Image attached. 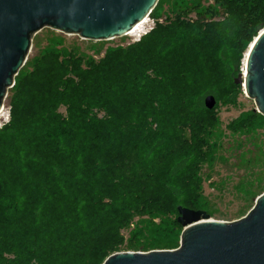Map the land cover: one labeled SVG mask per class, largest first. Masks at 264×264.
Segmentation results:
<instances>
[{"label": "rangeland", "instance_id": "1", "mask_svg": "<svg viewBox=\"0 0 264 264\" xmlns=\"http://www.w3.org/2000/svg\"><path fill=\"white\" fill-rule=\"evenodd\" d=\"M175 1L166 0L160 17L149 16V37L141 40L138 35H127L110 41H87L50 28L34 36L23 67L25 76L19 87L8 91L0 119V264H33V239L27 230L40 217L45 186L57 194L70 190L71 203L77 200L75 181L50 175L44 164L24 170L34 159L22 145L47 116L41 112L43 104L33 105V101L37 92L51 88L59 76L73 79L72 75H92L93 88L96 84L110 85V101L90 111L100 127L107 124L105 118L111 121L109 142L95 144L99 151L112 147L123 162L142 160L149 153L162 160L160 175L166 176L172 165L191 159L194 146H200L203 152L213 153V162L201 166L197 183L185 184L182 176L175 184L187 189L197 186L199 201L216 221H238L255 205L258 197L253 203L243 193L251 185L257 186V175L264 173V163L260 162L264 161V127L249 138L241 135L242 120L257 112L244 85L235 83L245 71L248 50L243 48L241 34L249 25L244 19L247 13L238 4L228 9L218 7L216 0H202L206 10L199 16L192 6L177 10ZM229 17L236 25H227L233 31L231 37L220 34L221 24ZM162 44L173 46L162 48ZM98 88L93 93L96 100L100 97ZM209 95L217 100L212 111L205 107ZM53 112L66 115L64 106ZM35 129L36 133L43 132L42 126ZM103 131L106 129L93 131V135ZM10 132L19 136L14 138ZM93 149L88 147L87 152L93 155ZM88 153L82 156L81 166H76L73 156L70 161H60L61 169L55 171L93 173L101 159L97 156L89 161ZM244 159L253 162L245 164ZM14 164L23 169L22 173H11L10 165ZM6 181L14 187L6 188ZM262 186L259 196L264 193ZM182 204L188 207V203ZM133 229L131 225L118 230L116 242L124 246L119 253H148L136 251L135 246L147 243V237L134 236ZM89 262L86 253L78 264Z\"/></svg>", "mask_w": 264, "mask_h": 264}, {"label": "trees", "instance_id": "2", "mask_svg": "<svg viewBox=\"0 0 264 264\" xmlns=\"http://www.w3.org/2000/svg\"><path fill=\"white\" fill-rule=\"evenodd\" d=\"M165 2L166 0H159L152 12L154 17H160ZM234 4H238L244 14L247 13L244 19L248 20L249 25L243 30L241 37L244 50H248L264 29V0H216V5L220 8L226 6L231 9ZM189 6L199 16L206 10L202 8V0L175 1L177 10L190 9ZM212 9L215 13L218 12L217 9ZM227 25L236 26L232 17L221 24L220 34L231 37L233 31ZM172 46L162 44V48ZM24 74L22 68L15 78V88L19 87ZM72 76L73 79L59 76L49 90L44 87L36 93L33 105L43 104L41 112L47 116L34 127L42 126L43 132L36 133V129H32L35 130L34 134L22 145L27 148V155L34 159L33 163H27L24 167L25 171L44 164L50 175L64 176L65 182L75 181L78 184L75 203H71L73 197L70 190L57 194L58 191L52 187H44L40 217L27 230L33 239V264H78L86 253L90 258V262L86 264H103L108 257L124 248L116 242L118 230L121 227L131 228V225L134 226V236L147 237V243L135 246L139 249L136 251L178 249L183 231L177 220L178 207L202 211L208 209L199 201L201 191L197 186L187 189L175 183L178 184L177 181H181L182 176L185 177V184L197 183L201 166L212 163L215 156L213 153L209 154L208 150L203 152L200 146H194L192 158H185L172 165L164 176L160 175L162 160L155 159L149 153L142 160L123 162L122 155H114L112 147L99 151L95 144L109 142L111 132L107 128L111 121L105 118L103 121L106 120L107 124L100 127L99 120L90 111L93 107L103 108V104L110 101L108 94L111 87L109 84H96L93 88L90 85L94 82L92 75ZM96 88L100 92L97 100L93 96ZM63 106L65 116L53 112ZM240 125L241 135H248L249 138L264 127V116L253 113L250 119L244 118ZM103 129L106 131L102 135H93V131ZM11 135L14 138L19 136L14 133ZM85 136L81 143L72 145L74 140L78 141ZM88 147L94 148L93 155L87 152ZM87 153L90 154L89 161L97 156L101 159L93 173L74 175L66 169L64 172L55 171L61 169L60 161H70L73 156H76V166H81L82 156ZM200 162L202 163L198 168ZM252 162L251 159H244L245 164ZM22 170L15 164L10 165L12 174L22 173ZM256 178L257 186L251 185L243 193L253 203L263 187L264 173L258 174ZM12 184L11 181H6L5 187H14ZM182 203H188V207ZM138 216L140 219L136 221Z\"/></svg>", "mask_w": 264, "mask_h": 264}, {"label": "water", "instance_id": "3", "mask_svg": "<svg viewBox=\"0 0 264 264\" xmlns=\"http://www.w3.org/2000/svg\"><path fill=\"white\" fill-rule=\"evenodd\" d=\"M159 0H0V113L8 91L25 66L34 36L45 28L87 41L127 36L148 18ZM244 85L255 111L264 116V29L250 45ZM217 100L205 98L212 111ZM183 228L175 250L121 252L103 264H264V193L242 219L222 222L206 211L178 207Z\"/></svg>", "mask_w": 264, "mask_h": 264}, {"label": "bare ground", "instance_id": "4", "mask_svg": "<svg viewBox=\"0 0 264 264\" xmlns=\"http://www.w3.org/2000/svg\"><path fill=\"white\" fill-rule=\"evenodd\" d=\"M149 23H150V18L148 17V18H146L143 22H141L140 24H138V25L134 28V30H133L131 33H129L128 35H129V36H134V35H139L140 33H144V30H146V28H147V26H148ZM249 48H250V47H249ZM248 52H249V49H248V51H247V53H246V55H245V59H244V67H245V65H246V59H247V54H248ZM244 69H245V68H244ZM243 75H244V76L246 75V69H245ZM3 115H4V109H3V111L0 113V119H2Z\"/></svg>", "mask_w": 264, "mask_h": 264}, {"label": "built area", "instance_id": "5", "mask_svg": "<svg viewBox=\"0 0 264 264\" xmlns=\"http://www.w3.org/2000/svg\"><path fill=\"white\" fill-rule=\"evenodd\" d=\"M148 34H149V32H147V30H144V33H140V34L138 35V37H139V39L141 40V38L147 36Z\"/></svg>", "mask_w": 264, "mask_h": 264}]
</instances>
